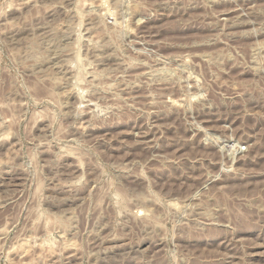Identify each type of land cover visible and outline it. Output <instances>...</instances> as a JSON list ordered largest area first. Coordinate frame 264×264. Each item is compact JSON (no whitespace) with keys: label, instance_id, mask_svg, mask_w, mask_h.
I'll list each match as a JSON object with an SVG mask.
<instances>
[{"label":"rangeland","instance_id":"374dc122","mask_svg":"<svg viewBox=\"0 0 264 264\" xmlns=\"http://www.w3.org/2000/svg\"><path fill=\"white\" fill-rule=\"evenodd\" d=\"M0 264H264V0H0Z\"/></svg>","mask_w":264,"mask_h":264}]
</instances>
